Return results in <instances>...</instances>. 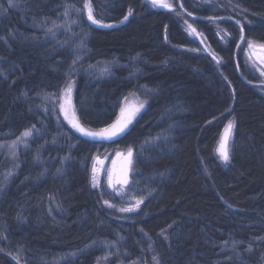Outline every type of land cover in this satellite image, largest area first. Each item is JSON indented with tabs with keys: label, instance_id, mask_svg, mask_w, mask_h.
Listing matches in <instances>:
<instances>
[{
	"label": "trees",
	"instance_id": "1",
	"mask_svg": "<svg viewBox=\"0 0 264 264\" xmlns=\"http://www.w3.org/2000/svg\"><path fill=\"white\" fill-rule=\"evenodd\" d=\"M15 2L0 0V264H264V94L240 52L241 27L264 44V0H170L219 62L149 0H90L113 27L92 24L85 0ZM69 80L91 128L131 94L146 104L109 145L133 149L130 194L144 201L133 220L104 213L91 187V162L109 146L61 123ZM230 119L224 168L216 149Z\"/></svg>",
	"mask_w": 264,
	"mask_h": 264
},
{
	"label": "rangeland",
	"instance_id": "2",
	"mask_svg": "<svg viewBox=\"0 0 264 264\" xmlns=\"http://www.w3.org/2000/svg\"><path fill=\"white\" fill-rule=\"evenodd\" d=\"M167 2L171 3L170 0H167ZM205 3L207 4V1H205ZM171 11H175V14L178 17V19L181 21L185 32L192 38L199 41L201 45V50H199L198 52L207 54L213 58L215 54L209 48L205 37L198 31L192 32L191 29L188 27V25H192L191 20H189L188 16L183 12L182 8L179 6H176V7H173ZM217 30H218V34L222 35L223 37L224 30L220 26L217 27ZM259 45H260L259 43L254 42V47L252 49H249L246 45V42L243 41L240 44V52H242L243 59L247 67V70L254 78V81H255L254 84L264 94V76H261L260 74L261 71H264V63H262L261 60L258 59V56L264 53L261 52ZM214 60L218 62L217 57ZM64 89L61 92L60 97H63ZM141 102H144V101L136 94H131L130 96H128L127 100H125L126 106L128 107L129 106L139 107V104ZM229 121H233V119H230ZM61 123L66 128L62 120H61ZM231 145H232V139L230 143V150H231ZM127 149L128 148H121L119 146H109L104 149H101L95 155L90 165L91 187L98 199L101 210L104 213H106L108 216L119 219V220H123V221H130L138 217L141 214V211L143 208V203H142L140 204L139 208H137L136 210L132 212H120L118 210L121 207H130L134 205L137 200H140V199L133 198L130 194L131 189L136 182V177H137L138 172H137L133 157H131V164L130 165L128 164L129 158L127 157ZM0 150L1 151L3 150L2 146H0ZM4 150H5V147H4ZM118 153L120 155H117ZM216 155H217V160L219 161L221 166L224 168H228L230 165L229 162L225 163L220 157L219 153H216ZM93 167L96 168L95 176H96L97 181L99 182V186H95V187L93 186V182H92ZM121 169L122 170L124 169L126 171L128 183L126 185H121L119 183H116L115 179L113 178L114 187H109V184H108L109 173L112 174V177H114V175L117 174L119 179H122V175L124 173L120 171ZM105 200L113 204L114 207L109 208L104 203Z\"/></svg>",
	"mask_w": 264,
	"mask_h": 264
},
{
	"label": "snow or ice",
	"instance_id": "3",
	"mask_svg": "<svg viewBox=\"0 0 264 264\" xmlns=\"http://www.w3.org/2000/svg\"><path fill=\"white\" fill-rule=\"evenodd\" d=\"M149 3L153 6V7H162V8H167L168 10H172L173 6L171 3H168L167 0H149ZM19 5L15 2V0H9V7L10 8H16ZM181 7H183V5H181ZM84 9L87 11V19L94 25L100 26V27H113V25L110 24H104L102 22L101 19H97L96 17H94L93 15V8H92V4L90 2V0H85L84 3ZM78 11H80L78 9ZM3 14V13H0ZM66 16L69 14L68 13V9H65V13ZM132 15V11L131 9L128 12V15L124 16V20L126 21L128 19V17ZM189 15H191V13H189ZM209 19H214L213 17H209ZM123 22V21H121ZM237 23H239V21H237ZM188 27L191 29L192 32H196V29L192 27V25H188ZM49 32H52V29L49 28L48 29ZM0 39H3V37H0ZM241 41H245L246 45L249 49H252L254 47V41L250 38H246L243 35V27H241V36H240ZM259 48L261 49V52L264 53V44H260ZM214 59H216L215 56H213ZM258 59L261 60L262 63H264V54L258 56ZM76 61H73V64H75ZM219 62V61H218ZM103 71H107V69H103ZM261 76H264V71L260 72ZM74 86V82H72L71 80H69L66 83L65 89H64V94H63V102L59 104V108H60V112L63 114L64 119L68 121V123L72 126V128H74L77 132L81 133L83 136L86 137H92V138H101V139H112L116 136H118L120 133L124 132V130L128 127V124L131 123L132 119L134 118L135 112L139 111V108H142L144 106V102H141L139 104V107L137 108H127V107H122L120 109V117L114 122L109 124L107 127L105 128H101L99 131H93L91 129H88L86 127H83L81 125L80 120L77 118L76 116V112L75 109L72 107L71 104V95H72V89ZM125 100H127V97H125ZM35 126H33L34 128ZM234 127V122L233 121H229L227 126L224 129V135L222 136L217 151L220 155V157L222 158V160L225 163L229 162V150H228V139L231 135V131ZM32 136V130L28 129L26 131H24L22 133V138H18L20 140H22V142L25 143V146L27 147V142L26 139L23 138H28ZM15 146V142L13 144V147ZM117 155H120L119 153ZM133 155V149L131 147H129L127 149V157L128 159V164H131V157ZM96 173V168L93 167V178H92V182H93V186H99V182L96 179L95 176ZM12 173H8L7 176H10ZM7 176L5 177V179H7ZM116 183H119L121 185H126L128 183V179H127V173L125 172L124 176L122 179H119L116 181ZM108 184L109 187H114L113 184V177L112 174L109 173L108 175ZM4 187H6V185H4ZM3 190V187H0V191ZM119 194V193H118ZM50 199H52L50 197ZM144 201L143 199L137 200L136 203L130 207H121L118 210L120 212H132L134 210H136L137 208H139L140 204H142ZM104 203L109 207L112 208L114 207L113 204L109 203L107 200L104 201ZM229 207H231V205H229ZM169 227H171V225H169ZM141 231H143L141 229ZM161 235H163V232L161 233ZM165 239H167V237L165 236ZM227 243V242H225ZM248 251H251V248H248ZM152 259L156 262V264H160V260L158 259L157 256H153Z\"/></svg>",
	"mask_w": 264,
	"mask_h": 264
},
{
	"label": "water",
	"instance_id": "4",
	"mask_svg": "<svg viewBox=\"0 0 264 264\" xmlns=\"http://www.w3.org/2000/svg\"><path fill=\"white\" fill-rule=\"evenodd\" d=\"M74 88H75V85L73 86V89H72V95H71V104H72V107L75 109V112H76V116H77V118L80 120V122H81V125L83 126V127H86V128H88V129H91V130H93V131H99L101 128H91V127H89V126H87V125H85L83 122H82V120L79 118V116H78V113H77V110H76V107H75V104H74ZM63 102V99H62V97H60L59 98V102H58V106H59V104L60 103H62ZM122 107H127V108H137L136 106H126V103H125V101L123 102V104H122V106H121V108ZM120 108V109H121ZM145 108H146V104H144V106L142 107V108H139V111L138 112H135V115H134V118L132 119V121H131V123L130 124H128V127L124 130V132H122V133H120L118 136H116V137H114V138H112V139H101V138H92V137H86V136H83L81 133H79V132H77L74 128H72V126L68 123V121L67 120H65L64 119V116H63V114L60 112V108L58 107V113H59V116H60V118H61V120H62V122L64 123V125L66 126V128L72 133V134H74L76 137H78V138H80V139H82V140H84V141H87V142H89V143H93V144H97V145H112V144H114V143H116L118 140H120L130 129H131V127L134 125V123L136 122V120L139 118V116H140V114L141 113H143V111L145 110ZM120 117V110H119V112H118V115H117V117L115 118V120L112 122V123H114L118 118ZM107 127V126H106ZM103 128H105V127H103ZM232 133H233V129H232V131H231V135H230V137H229V139H228V150H229V157H230V143H231V139H232ZM224 135V131H223V133H222V136ZM222 136H221V138H222ZM221 140V139H220ZM218 145H219V143H218ZM217 148H218V146H217ZM216 153H218V151H217V149H216ZM229 162H230V159H229Z\"/></svg>",
	"mask_w": 264,
	"mask_h": 264
},
{
	"label": "flooded vegetation",
	"instance_id": "5",
	"mask_svg": "<svg viewBox=\"0 0 264 264\" xmlns=\"http://www.w3.org/2000/svg\"><path fill=\"white\" fill-rule=\"evenodd\" d=\"M120 171H121L122 173H124V174H125V172H126L124 169H123V170L121 169ZM124 174L122 175V178H123ZM119 176H120V175H119ZM113 178L115 179V181L119 180V177H118L117 174H115Z\"/></svg>",
	"mask_w": 264,
	"mask_h": 264
}]
</instances>
